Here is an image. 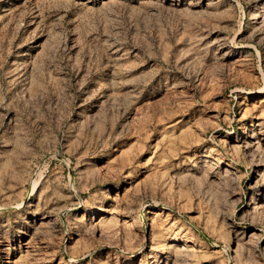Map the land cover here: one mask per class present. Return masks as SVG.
I'll use <instances>...</instances> for the list:
<instances>
[{
    "label": "rangeland",
    "instance_id": "rangeland-1",
    "mask_svg": "<svg viewBox=\"0 0 264 264\" xmlns=\"http://www.w3.org/2000/svg\"><path fill=\"white\" fill-rule=\"evenodd\" d=\"M0 264H264V0H0Z\"/></svg>",
    "mask_w": 264,
    "mask_h": 264
}]
</instances>
